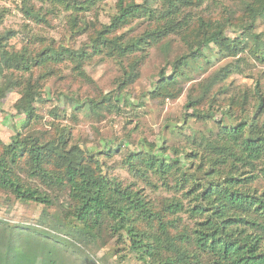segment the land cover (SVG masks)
Returning a JSON list of instances; mask_svg holds the SVG:
<instances>
[{
    "label": "trees",
    "instance_id": "obj_1",
    "mask_svg": "<svg viewBox=\"0 0 264 264\" xmlns=\"http://www.w3.org/2000/svg\"><path fill=\"white\" fill-rule=\"evenodd\" d=\"M19 1L24 15L37 23L49 25L63 14L72 35L89 37L75 49L33 37L39 45L30 48L27 42L21 47L11 43L14 31L0 32V99L17 91L13 108L24 115L10 142L0 139V192L22 203L55 208L51 214L42 213L50 229L0 219V264H67L68 244L96 245L105 235L115 236L116 250L126 249L121 256L132 253L142 264H264V117L259 119L264 96L258 81L249 109L244 107L247 94L222 100L220 89L212 93L219 83L225 90L222 82L234 71L229 64L217 69L185 105L195 120L213 123L205 131L182 126L181 131L188 127L196 135L193 142L198 145L183 151L170 146L166 151L161 143L143 144L121 158L133 177L156 188L151 176H157L164 186L183 191L191 206L174 198L155 205L135 181L123 183L109 175L100 151L71 142L70 127L51 123L50 130L42 129L36 105L46 100V83L54 74L50 64L69 60L76 74L92 83L83 65L98 56L118 65L116 91L72 105L94 116L117 110L148 56L147 47L160 44L167 49L170 34L179 35L186 49L158 73L151 97H174L178 82L190 72L205 70L218 54L236 55L248 40L249 50L262 60L264 38L253 28L264 18V0L245 3L253 14L249 22L239 24L244 33L238 40L223 33L218 19L197 16L190 28L181 14L190 0H148L157 1V7L147 0H116L117 11L106 24L87 18L103 0ZM139 25L141 31L135 32ZM67 98L72 101L74 96ZM202 104H208L207 109ZM181 213L193 219L192 227L183 224ZM80 259L74 257L75 262Z\"/></svg>",
    "mask_w": 264,
    "mask_h": 264
},
{
    "label": "rangeland",
    "instance_id": "obj_2",
    "mask_svg": "<svg viewBox=\"0 0 264 264\" xmlns=\"http://www.w3.org/2000/svg\"><path fill=\"white\" fill-rule=\"evenodd\" d=\"M134 1L142 3L146 0ZM246 2L252 3L253 0H190L189 3L181 7V14L184 15L190 28H193V24L197 22V16L203 17L206 21L221 20L223 24L220 26L223 33L238 40L244 33L239 24L245 21L249 22L250 16L253 14L252 10L245 6ZM147 3L155 7L158 5L157 1L156 3L153 1ZM115 5L116 0H103L87 14V18L96 20L99 24H106L109 22L110 15L117 11ZM143 25L134 26L133 30L141 31ZM253 29L259 33L261 38H264V18H259ZM6 30L14 31L16 37L12 39L11 43L16 47H21L23 42H27L30 48H37L39 42L31 40L33 37H37L35 39L41 38V42L44 44L52 42L55 45L64 44L75 49L83 43H87L89 37L87 33L72 35L63 14L50 19L49 25L37 23L24 15L19 0H0V32ZM192 36L193 34H190V39ZM168 39L167 49L160 47V44H151L147 47L148 56L139 69L137 78L125 88L126 100L117 103V110L102 111L101 115L94 116L89 112L85 113L82 109H74L75 106L72 105L73 101L80 102L86 100L87 97H97L101 93L116 91V80L120 74L118 65L111 59H101L98 56L83 65V69L86 75L92 79V83L78 76L69 60H64L56 65L50 64L54 74L46 83V100L38 102L36 105L43 118L42 129L50 130L51 123L65 124L70 127L71 142L80 143L84 148L90 150L100 151L99 159L107 166L109 175L117 177L123 183L135 181L136 185L144 189L155 205L160 206L165 199L174 198L191 206V201L184 196L183 191L164 186L157 180V176H151L157 183L156 188L133 177L127 167L121 163V158L129 150L140 149L143 144L149 147L161 143L166 151L170 146L178 147L180 151H183L185 146L198 145V142H193V137L196 135L191 134L188 127L181 131L182 126L189 124L193 130L205 131L213 123L195 120L191 117L192 109L185 105L190 97L199 93V84L225 65L229 64L234 69L222 82L227 87L222 90V84L219 83L212 93L220 89L218 96L222 100L234 95L243 98V95L247 94L248 103L244 107L250 109L251 94L256 81L259 82L264 96V59L261 60L254 56L253 52L249 50L250 41L248 40L244 50L236 55L218 54V57L212 58L205 70L190 72L188 76L178 82L179 84L176 86L178 94L174 97H151L150 92L158 79V73L186 49L179 35L170 34ZM217 49V46H212V51H217ZM138 53L135 52L136 55ZM168 67L170 68V66ZM65 95L67 97L74 96V99L71 101ZM18 97V92L13 90L0 99V139L3 143L10 142L11 137L15 134L16 125L19 126L20 120L24 117L23 114L16 113L13 108ZM222 100L219 102L223 104ZM210 101L207 100V103ZM216 103L215 101L212 104L213 108ZM207 105L203 106L202 104L201 106L207 109ZM234 114L236 117L238 116L237 113ZM263 117L264 113L259 119L261 120ZM174 126L181 132L177 131ZM172 128L174 130H171ZM126 142L127 145L124 144ZM111 147L116 148L112 153L110 152L112 155H104L105 150ZM169 184L172 182L169 181ZM54 210L53 207L46 209L34 202L22 203L13 199L11 195L0 192V219L12 225L50 229L46 224H43L45 218L42 213L46 211L47 214H51ZM180 215L184 225L193 226V219L188 214L181 213ZM117 246L115 236L110 238L107 235L103 242L98 239L96 245H80L77 246L79 249L68 244L65 249L68 257L66 263L142 264L132 253L124 257L121 256L125 254L126 249L116 250ZM74 257H83V259L75 262Z\"/></svg>",
    "mask_w": 264,
    "mask_h": 264
}]
</instances>
